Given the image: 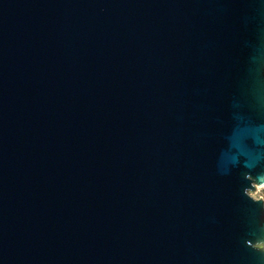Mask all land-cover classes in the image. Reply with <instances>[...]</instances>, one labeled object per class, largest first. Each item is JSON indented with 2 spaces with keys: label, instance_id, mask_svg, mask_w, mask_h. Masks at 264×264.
Returning a JSON list of instances; mask_svg holds the SVG:
<instances>
[{
  "label": "water",
  "instance_id": "1",
  "mask_svg": "<svg viewBox=\"0 0 264 264\" xmlns=\"http://www.w3.org/2000/svg\"><path fill=\"white\" fill-rule=\"evenodd\" d=\"M264 0H0V264H264Z\"/></svg>",
  "mask_w": 264,
  "mask_h": 264
},
{
  "label": "rangeland",
  "instance_id": "2",
  "mask_svg": "<svg viewBox=\"0 0 264 264\" xmlns=\"http://www.w3.org/2000/svg\"><path fill=\"white\" fill-rule=\"evenodd\" d=\"M252 196L256 199H263L264 200V187L258 188L256 190V192L252 194Z\"/></svg>",
  "mask_w": 264,
  "mask_h": 264
}]
</instances>
